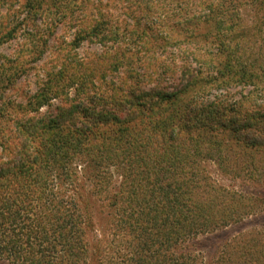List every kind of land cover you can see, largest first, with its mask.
<instances>
[{
  "label": "trees",
  "instance_id": "16d2710c",
  "mask_svg": "<svg viewBox=\"0 0 264 264\" xmlns=\"http://www.w3.org/2000/svg\"><path fill=\"white\" fill-rule=\"evenodd\" d=\"M45 1L24 0L14 8L12 0H0L6 9L0 12V46L42 15ZM49 1L60 6L63 18L73 19V9L80 7ZM119 1L124 3L122 11L138 24L135 10L152 14L154 4L174 3V11L163 16L158 30L151 26L157 21L141 30L133 28L129 32L137 39L133 43L148 45L145 40L152 32L154 40L170 47L169 29H174L178 54L186 61L199 55L196 62L205 65V71L183 72L180 89L149 92L146 95L155 97L151 106L122 119L111 107L127 99L128 80L132 84L145 77L136 70L142 66L130 65L131 58L141 59V51L126 63L130 66L122 85L109 77L118 61L128 56L122 50L110 54L109 46L106 57L97 54L84 63L66 60L57 70L49 69L24 100L9 99L6 92L19 74L36 69L33 65L44 53L40 40H32L35 46L22 47L14 58L0 52V264H205L206 257L200 259L192 249L195 239L228 225L234 215L241 218L245 197L213 181L202 162L210 159L235 177L257 182L264 178V112L256 104L264 101V17L255 25L238 18L234 24L232 13L223 10L227 2L222 1L223 5L216 3L221 9L210 8L216 9L213 16L203 15L212 23L192 29L198 18L189 17L181 0ZM112 3L84 0L87 30L77 40L95 37L107 45L119 35L126 37L117 18L107 11ZM257 41L261 45L251 47ZM155 47L161 48L142 47L152 55L144 65L150 68L149 80L158 67ZM33 51L37 55L28 67L20 59ZM72 65L84 66L79 94H95L98 99L91 97L84 106L69 103ZM169 69L164 66L163 73ZM140 81L131 87V96L139 91ZM239 86L249 87L247 95L241 91L236 99L228 96L232 93L224 97L219 92L212 95L209 110L200 106L193 112L186 100L188 94L204 98L212 89ZM231 98L232 103H226ZM58 99L64 105L55 115L41 113ZM83 115L84 122L86 116L95 122L79 125ZM192 119L191 126L182 124ZM116 175L121 177L119 184ZM106 216L109 226L97 237L96 222ZM247 237L219 249L212 264H264V237L259 245Z\"/></svg>",
  "mask_w": 264,
  "mask_h": 264
},
{
  "label": "rangeland",
  "instance_id": "374dc122",
  "mask_svg": "<svg viewBox=\"0 0 264 264\" xmlns=\"http://www.w3.org/2000/svg\"><path fill=\"white\" fill-rule=\"evenodd\" d=\"M16 1V3H15ZM24 0H12L14 4V8H18L19 2H23ZM62 1V5L66 7H70V5L78 4L80 7L78 9H73L74 17L73 19L68 17H62L60 14H63L62 11H60V6L54 5L51 6L49 3V0H46V4L42 10V15H40L38 18L34 19V22H28L26 24V27L21 29L24 31L19 32V35L16 36V38H7V40H4L3 43L0 46V52L2 54H5L9 58H14V54L17 53L22 47L25 48H31L32 45L35 46V42L32 40H40V50L44 49V53L40 56L38 60L34 63L33 66L36 67L35 70H31L28 73H25V75L19 74L16 79L14 80V84L10 87L6 92V97L12 100H24L25 96H28L32 94L35 90H37V87L39 86V82L45 78V72L49 69H52L53 67H56V70L58 69V66L61 64H64L63 61H75L79 60L80 62L84 63V60L89 62L92 59H94V56L99 54L106 57L105 53L107 52V47L110 46L111 49L108 50L110 54L115 55L116 52L122 50L126 51V54L128 57H125L124 59H120V62L118 68L116 71L113 72L112 75H110L109 78L113 79L117 83L122 85V80L127 77L126 71L128 70V67L131 65L133 67H140L139 70L140 73H143L145 75L144 78H139L135 81L130 82L127 84V99L125 98L121 102V106L119 107H111L112 110L116 111L120 118L124 119L126 116L130 115L131 113H139L143 110V108H148L151 106V102L155 100V97L148 96L149 92H155L156 91H163L165 93H173L180 89L184 79V76L182 75L183 72L189 70V75L191 74H197V71L201 69V71H205L203 66H200L199 62H196L198 60L199 55L196 56V60L189 58L188 61L184 58V56L179 55L180 49L178 46L173 45V43L179 38L177 36V33L175 30L169 31L172 33V37H169L171 39V45L170 47H166V45L160 40V39H153V33L150 32L148 39L145 40V42H148V45L144 42H139L138 44L133 43L134 40H137L135 36H131L129 34L130 31H133V28H140L144 29L145 24H148L150 21H157V24H152L151 26L158 30V22L164 17H167V15L171 14L173 9V4H162L161 6L154 4L153 7L151 6L152 14H147L145 11H137L135 10V15L137 14V19L141 21V24H138L133 17L128 16L126 12L122 11V7L124 3H122L119 0H113V3L111 4V7L107 10L109 13H112L114 17L117 18V24L120 25L121 32H127L126 37L122 38L121 35L117 39L110 40L107 45L100 44L98 41L99 38H87L84 39V37H81L80 40H77L78 35H83L85 30H87V22H84V0H60ZM183 7L186 8V11L189 12V17H197L198 19L194 20L193 18L191 20H194L193 22L196 24L190 27V28H203L205 25H208V23L211 22V18L203 17V15L213 16V11L216 13V9L211 11V7H218V9H221L222 6H219L216 3H223L222 1H226L228 6L226 8V14L229 12L232 13V20L234 22L235 18L242 19L246 23L250 25H255V23L258 22L259 18L264 17V0H233V2L228 3V0H181ZM240 1H242L240 3ZM163 3V2H161ZM231 4V5H229ZM223 5V4H222ZM71 6V7H72ZM146 6V5H145ZM149 8V7H148ZM3 7H0V12L5 11ZM140 14L142 17H140ZM64 15V14H63ZM200 15V17H199ZM88 17H92L89 16ZM96 18V15L93 16V18ZM145 17V18H144ZM78 18V19H77ZM208 18V19H206ZM124 20V21H123ZM228 24V23H227ZM235 24V22H234ZM225 26V25H224ZM227 28V26L224 27ZM125 29V30H123ZM166 30V29H165ZM168 31V32H169ZM27 32V33H26ZM119 32V31H118ZM163 32L166 33V31ZM224 32V31H223ZM227 31H225L224 34H226ZM152 35V38H151ZM165 35V34H164ZM108 36V32L106 34ZM155 45H159L161 48L156 49L154 48L153 52L155 53L156 62H158V67L156 68V73L151 76L153 77L152 80H149L150 77H146L148 75V72H150V68H145L144 65L148 62V60L151 58V54L146 51H142V47H148L152 48ZM177 45V44H176ZM261 42L257 41V44L252 45L251 47L257 48V46H260ZM175 46V47H174ZM188 50H193L192 47H189ZM162 50V55L160 51ZM141 51V59H137L136 57L131 58L130 56L134 55L135 53H139ZM132 53V54H131ZM158 53V54H157ZM173 54V55H172ZM37 55V54H36ZM35 51L31 52L30 55L25 57L24 59L21 58L20 60H23V63L28 66L31 63V59L36 56ZM145 56V59H144ZM174 56V57H173ZM128 58V59H127ZM174 58V60H173ZM3 61V59H0ZM15 60V59H14ZM12 60V61H14ZM130 65H127L126 63H129ZM16 62V61H15ZM170 66V69L168 70V74H164V66ZM17 66V65H16ZM31 66V65H30ZM74 66L73 72L71 74V77L67 79L68 82H71L72 86L68 92L69 95V103H74L76 105H79L80 102H82L83 106L89 102L91 97H98V95L91 94V97L84 94H79L78 88L79 86L84 87V66H78V65H72ZM29 67V66H28ZM165 72V71H164ZM138 80H141L139 83V91L135 92V95L131 96L132 93H130L131 87H135L134 83L138 82ZM95 84L99 87L100 84ZM129 85V89H128ZM136 86V87H137ZM249 87L242 88L234 87L228 89H212L211 93L208 94V96H205L204 98H195V95L188 94L186 96V100L192 104L191 111L195 112L196 109H198L200 106L205 107L207 110H209V105L212 101H214L212 95H217L219 92H222L224 97H227V93L229 97H234L236 99H240L241 96H239V92H243L245 95H247V90ZM143 91V92H142ZM144 94V95H143ZM235 94V96H234ZM129 95V96H128ZM26 98V97H25ZM189 98V99H188ZM98 99V98H97ZM209 101H206V100ZM98 101V100H97ZM225 101V98L222 100ZM135 102H140L142 105L140 106H134L133 104ZM232 103V98L226 103ZM54 104L51 106H45L42 110V114H48L51 113L55 115L58 111V107L60 105H64V102L60 99L53 102ZM164 103V102H162ZM132 104V105H131ZM225 104V103H223ZM256 104L259 107V109H262V112H264V101H257ZM160 105V104H159ZM162 105V104H161ZM102 107V106H101ZM158 106H153L152 109L158 110ZM144 111H142L143 113ZM88 118V121L84 122V115L80 118L78 124L84 125L89 124L92 122H95L92 118L86 116ZM195 118V117H194ZM195 119H192L188 123L183 122V125H190V123H194ZM191 126V125H190ZM261 135L263 133L261 132ZM202 165L206 168V171L210 175V177L213 179V181H216L221 186H225L230 189L236 190L238 193H242L244 195L243 200V207L241 208L240 212L242 214L241 218H236V215L234 217H231V219H228L230 222L228 225L218 228L214 230L213 232H209L203 235L198 236L194 244L192 246V249H194L198 254L200 259L204 260V257H206L207 261L204 260L205 264H212L214 257L218 256V250L223 248H226V246L231 243L238 240H241L242 238L246 239L250 243H253L255 241L256 245H259L261 242L260 239L264 237V178L263 180L257 182L252 180L249 177L242 176V177H235L234 174L224 172L220 167L213 162L210 159L204 160L202 162ZM116 183L122 182L121 177L115 176ZM107 216L105 218H100L99 222H96L98 225H96L97 231L96 236L100 237V234L106 231L108 228L107 223ZM227 222V221H225ZM110 235V234H109ZM124 243L123 238H119ZM227 244V245H226Z\"/></svg>",
  "mask_w": 264,
  "mask_h": 264
}]
</instances>
